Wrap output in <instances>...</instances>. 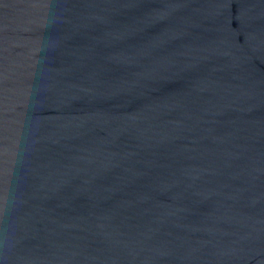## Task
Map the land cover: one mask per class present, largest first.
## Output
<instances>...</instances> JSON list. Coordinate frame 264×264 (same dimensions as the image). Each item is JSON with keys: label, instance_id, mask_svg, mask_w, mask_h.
I'll return each instance as SVG.
<instances>
[{"label": "water", "instance_id": "obj_1", "mask_svg": "<svg viewBox=\"0 0 264 264\" xmlns=\"http://www.w3.org/2000/svg\"><path fill=\"white\" fill-rule=\"evenodd\" d=\"M0 264H264V0H0Z\"/></svg>", "mask_w": 264, "mask_h": 264}]
</instances>
